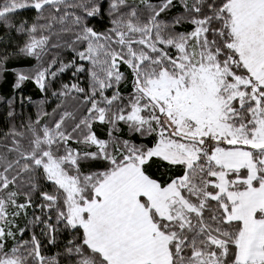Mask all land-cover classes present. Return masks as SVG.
Segmentation results:
<instances>
[{"label": "snow or ice", "instance_id": "snow-or-ice-1", "mask_svg": "<svg viewBox=\"0 0 264 264\" xmlns=\"http://www.w3.org/2000/svg\"><path fill=\"white\" fill-rule=\"evenodd\" d=\"M0 264H264V0H0Z\"/></svg>", "mask_w": 264, "mask_h": 264}]
</instances>
